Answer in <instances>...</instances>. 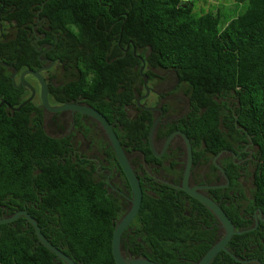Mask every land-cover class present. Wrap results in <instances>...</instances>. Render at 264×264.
<instances>
[{
  "label": "trees",
  "instance_id": "obj_1",
  "mask_svg": "<svg viewBox=\"0 0 264 264\" xmlns=\"http://www.w3.org/2000/svg\"><path fill=\"white\" fill-rule=\"evenodd\" d=\"M235 2L247 3L245 12L221 29L219 13L197 15L183 0H0V104L18 108L30 97L3 64L20 74L43 67L33 32L44 22L46 30L38 32L52 45L47 57L62 71L43 74L50 95L63 104L84 101L116 126L127 153L160 164L149 141L154 115L131 119L127 109L144 83L143 62L150 80L156 71L172 70L186 87L191 110L168 132H183L205 165L231 148L234 136L228 134L236 126L259 147L249 205L245 210L222 205L237 230L253 228L256 209L264 213V0ZM44 112L36 99L15 113L6 104L0 107V219L26 210L76 264H117L112 241L125 205L96 176L95 165L74 157L70 139L47 134ZM107 153L122 172L113 149ZM140 181L142 206L122 237L127 256L197 263L223 236L218 220L184 191L147 174ZM228 249L240 260L264 264V223L234 236ZM0 264L65 263L22 217L0 225ZM213 264L244 263L221 252Z\"/></svg>",
  "mask_w": 264,
  "mask_h": 264
},
{
  "label": "flooded vegetation",
  "instance_id": "obj_2",
  "mask_svg": "<svg viewBox=\"0 0 264 264\" xmlns=\"http://www.w3.org/2000/svg\"><path fill=\"white\" fill-rule=\"evenodd\" d=\"M40 28L46 30L44 22L34 28L33 36L37 34ZM38 34L40 37H36L33 43L41 55L43 67H46L50 65V62L46 61L50 60L47 54L53 48L50 43L45 42L46 34L42 32H38ZM58 68L60 66L56 64L49 71H56ZM49 71L43 72V74L48 75ZM138 90L139 94H136L135 105H131L127 109L128 115L131 119H137L141 113L150 112L154 115V121L161 117L153 140L155 153L161 157H156L152 152L156 159L161 160V163L147 164L145 157L136 151L127 153L130 162L141 178L147 174L155 182L163 185H165L164 182L181 185L183 177H180V172L183 170L184 175L187 149L181 136L177 135L171 138L172 134L177 131L169 133L168 127L178 123L190 113L191 103L186 94V87L174 71L168 70L165 72L156 71V78L154 80L149 79L148 87H145L143 83L138 87ZM34 99L41 101L37 95ZM138 101H140L139 104ZM49 102L52 107L65 105L56 101L50 93ZM66 104L88 105L80 99ZM148 108L153 110L148 111ZM44 114L45 130L46 128L49 129V132L46 130L47 134L55 139L71 140L75 148L74 157L95 165L96 176L106 182L110 194L122 201V204L125 205L126 214L131 207L129 198L132 196V192L128 188L127 181L122 174L123 171L118 169L115 161L107 153V150L112 147L98 121L73 110L59 113L45 111ZM245 134L243 128L236 126V133L228 134V138L234 136L231 139V148L221 149L215 156L211 157V161L207 165L204 164L205 157L193 150L194 162L190 186L218 187L200 190V192L209 198L213 196L214 201L217 200L221 207L234 203L241 210H245L253 197L259 163V147ZM227 171H230L236 184L231 182ZM252 217L255 224L257 221L259 224L264 223L262 209H256ZM122 248L123 251L129 253L124 245Z\"/></svg>",
  "mask_w": 264,
  "mask_h": 264
},
{
  "label": "water",
  "instance_id": "obj_3",
  "mask_svg": "<svg viewBox=\"0 0 264 264\" xmlns=\"http://www.w3.org/2000/svg\"><path fill=\"white\" fill-rule=\"evenodd\" d=\"M136 51V50H135ZM41 57V55H40ZM50 62V65L46 67H42L38 71L33 70H25L21 74L19 70L15 69L13 66H8L6 64H3L5 67H9V69L13 70L12 79L14 82V85L17 88H25L26 90L30 91L31 95L30 97L22 103V105L18 108H14L11 105L2 102L0 104V107L4 104H6L9 109L15 113L19 112L21 108L31 103L35 96H36V90L35 88L27 81L28 76H33L37 79V81L40 83L41 91H40V99L42 106L46 112L50 113H59L64 112L67 110H73L74 112H78L84 115H87L100 124V126L104 129L108 140L111 144V147L113 149V152L116 156V159L118 163L120 164L123 173L125 174L130 187L132 196L129 198V201L131 203V207L129 211L117 222L113 241H112V250L113 255L115 258V261L117 264H158L155 262L150 261L149 259L142 258V257H133V256H126L124 254L123 248H122V237L124 232L128 229V227L132 224V222L136 219L137 215L139 214V211L142 206L143 201V189L141 186L140 177L135 172L129 156L127 152L125 151L118 134L115 130V125L111 124L109 120L99 111L94 109L93 107L89 105H79V104H65L57 107H52L49 102V85L47 83V80L43 76V72L49 71L52 68L56 66L55 61L46 60ZM146 69V64L143 62V66L141 68V73L144 78V86L148 87L149 83V77L144 74V70ZM19 75V83L16 82V77ZM140 101H138V104ZM148 111H152L153 109L148 108ZM161 117L157 118L150 130L149 134V141H150V147L152 152L155 154L156 157L158 156L155 153V147H154V136L157 133L158 126L160 124ZM181 136L184 140V143L186 145L187 149V162L184 169V175L181 185H175L168 182H164L165 185L172 187L177 190L184 191L187 193L190 197L196 199L200 203H202L218 220L220 227L223 229V236L222 238L217 241L210 250L195 264H213V262L216 260L218 255L221 252L228 253L233 259H235L237 262L244 263V264H251V263H257L258 260H240L238 259L234 254H232L229 249V243L232 241L234 236L236 235H242L248 232H252L256 230L259 226V221L256 222L255 226L253 228H250L248 230H237L229 216L226 214V212L223 210V208L220 206L219 203L215 202L213 199L209 198L205 194L201 193L200 190H208V189H215L218 187H192L190 186V178L192 175V169H193V148L190 139L181 131H177L172 134L171 138L175 136ZM170 138V139H171ZM224 173V172H223ZM26 218L27 221L34 227L36 235L38 236V239L41 244H43L50 252L55 254L60 260H62L65 264H76L75 261H73L68 255H66L61 249L55 247L42 233L41 228L37 221L31 217V215L26 211H19L15 213L14 215L8 217V218H2L0 219V225L2 224H10L13 223L20 218Z\"/></svg>",
  "mask_w": 264,
  "mask_h": 264
},
{
  "label": "rangeland",
  "instance_id": "obj_4",
  "mask_svg": "<svg viewBox=\"0 0 264 264\" xmlns=\"http://www.w3.org/2000/svg\"><path fill=\"white\" fill-rule=\"evenodd\" d=\"M188 3V6L193 9V12L197 15H204L209 12H213L215 14L219 13L222 16V22L220 24V28L225 27V23H229L230 21L236 19L241 14H243L247 8V3L239 4L236 3L235 0H183ZM42 22L40 21L38 25ZM40 37L38 32L35 34V38ZM55 73L57 75H61L62 71L58 68ZM146 74V73H145ZM19 76V75H18ZM16 77V82L19 83V77ZM28 82L35 88L36 95L40 97L41 86L37 79L33 76L27 77ZM38 101V99H37ZM47 132L49 129L46 128ZM103 138H105L103 136ZM186 161V160H185ZM124 254L127 256L126 252Z\"/></svg>",
  "mask_w": 264,
  "mask_h": 264
}]
</instances>
